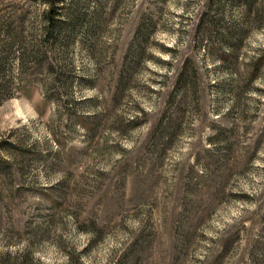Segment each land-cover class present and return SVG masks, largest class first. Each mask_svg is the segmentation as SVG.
<instances>
[{
	"label": "rangeland",
	"instance_id": "obj_1",
	"mask_svg": "<svg viewBox=\"0 0 264 264\" xmlns=\"http://www.w3.org/2000/svg\"><path fill=\"white\" fill-rule=\"evenodd\" d=\"M0 264H264V0H0Z\"/></svg>",
	"mask_w": 264,
	"mask_h": 264
},
{
	"label": "trees",
	"instance_id": "obj_2",
	"mask_svg": "<svg viewBox=\"0 0 264 264\" xmlns=\"http://www.w3.org/2000/svg\"><path fill=\"white\" fill-rule=\"evenodd\" d=\"M52 9H53V8H51V10L48 12V16H49V17L47 16L48 20H51V21H53V19H54V18H53L54 16H53V11H52Z\"/></svg>",
	"mask_w": 264,
	"mask_h": 264
}]
</instances>
